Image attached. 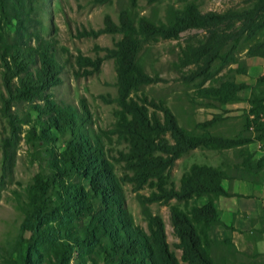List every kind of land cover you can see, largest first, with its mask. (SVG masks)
Instances as JSON below:
<instances>
[{
  "label": "trees",
  "instance_id": "trees-1",
  "mask_svg": "<svg viewBox=\"0 0 264 264\" xmlns=\"http://www.w3.org/2000/svg\"><path fill=\"white\" fill-rule=\"evenodd\" d=\"M130 1L135 6V0ZM40 2L0 0L1 80L7 92V97L0 96V111L10 126V136L2 142L3 154L8 157V145L26 124L24 141L39 162L38 172L16 194L21 221L13 241L0 247V264H264L243 260L230 239L211 236L213 226L223 225L216 200L232 195L222 181L264 178V75L253 85L235 80L236 74L247 73L245 58L264 57V0H241L236 7L206 12L189 1L167 8L164 20L121 8L118 23L106 16L104 27L92 32L121 34L104 55L114 59L116 71L118 109L112 132L127 147L120 152L127 171L120 178L105 155L102 138L89 125L87 105L58 102L49 91L61 84L63 66L55 42L44 38L41 27L30 30ZM13 24L20 31L11 36L8 28ZM190 29L202 34L186 40L180 49L177 64L188 68L180 79L193 83L208 107L248 104L231 135L214 132L224 120L219 114L187 131L163 100L132 96L151 82L139 61L142 45L177 39ZM101 61L78 58L79 64H92L94 70ZM215 80L217 85L203 86ZM246 88L250 92L243 99L240 94ZM18 100L28 102L35 115L9 113L10 103ZM255 142L262 151L258 158L249 148ZM197 147L231 151L234 160L228 166L194 162L176 186L170 181L174 162ZM121 182L130 183L134 192L152 189L148 195H138L147 230L134 224ZM172 199L175 203L169 204ZM149 203L169 205L179 258L169 249L164 221L147 209Z\"/></svg>",
  "mask_w": 264,
  "mask_h": 264
},
{
  "label": "rangeland",
  "instance_id": "rangeland-1",
  "mask_svg": "<svg viewBox=\"0 0 264 264\" xmlns=\"http://www.w3.org/2000/svg\"><path fill=\"white\" fill-rule=\"evenodd\" d=\"M189 1H195L200 11H223L236 7L241 0H135L131 6L130 0H111L98 4L92 0H41L39 10L32 15L30 30L41 27L40 32L44 38L52 39L56 46V55L63 69L61 84L49 89L53 98L58 102H65L79 107L80 101L87 105L90 113V127L103 141L105 155L113 165V172L120 178L127 171L120 160V152L127 150L126 143L121 141L112 132L116 117L114 111L118 109L116 97V71L112 58H106L105 48L113 47L116 40L121 38L119 33L93 34L104 27L106 16L118 23L119 10L127 8L141 16H156L164 20V15L170 6L181 7ZM11 36L17 30L16 24L8 28ZM88 33V34H87ZM202 31L190 29L180 33L177 39H158L145 42L139 52V61L151 77L149 84L143 85L132 94L136 99L147 96L148 99H161L175 114L178 123L187 131L196 130L198 123L209 120L215 114L224 119L214 130L224 135H231L239 128L242 117L248 109L245 101L226 104L219 108L208 107L205 98L198 96L193 83L185 84L180 79L187 73L188 68L178 66L180 49L186 40L200 38ZM29 43L33 44L31 40ZM78 58H89L92 61L101 59L98 70L92 64H79ZM246 74H236V82L253 85L258 76L264 75V58H245ZM232 67H235L234 65ZM0 66V96L7 97V92L1 80ZM225 71V70H224ZM223 71V72H224ZM217 81H207L203 86L217 85ZM250 92L246 88L240 94L245 99ZM152 110V108H149ZM30 112L29 103L12 101L10 112L24 116ZM26 124H21L17 137L8 145V157L3 154L2 142L10 136L8 117L0 111V247L13 241L18 234L21 215L16 206L17 193H22L26 185L39 170V162L33 149L24 141ZM171 141L169 134L166 135ZM255 153L261 151L256 144L251 145ZM230 151L217 152L204 148H193L179 157L170 172V181L176 186L179 184L181 174L194 163L217 165L227 160ZM125 198V206L135 225L147 230V222L142 213V206L138 195H148L152 189L146 187L134 192L132 185L121 182ZM175 203L172 199L169 204ZM147 209L152 214L159 215L164 221L166 241L169 249L179 258L181 250L177 248L178 238L173 233L170 223L168 204L149 203ZM212 232V237H219Z\"/></svg>",
  "mask_w": 264,
  "mask_h": 264
},
{
  "label": "crops",
  "instance_id": "crops-1",
  "mask_svg": "<svg viewBox=\"0 0 264 264\" xmlns=\"http://www.w3.org/2000/svg\"><path fill=\"white\" fill-rule=\"evenodd\" d=\"M252 144L260 148L258 143ZM252 144L249 145L251 151ZM254 154L258 158L262 151L258 149ZM233 160L230 153L228 159L221 163L228 166ZM222 186L232 195L220 196L216 200V208L223 225L213 226L211 236L217 230V240L230 239L237 251L242 253L243 260L264 261V178L257 182L241 177L225 179Z\"/></svg>",
  "mask_w": 264,
  "mask_h": 264
}]
</instances>
